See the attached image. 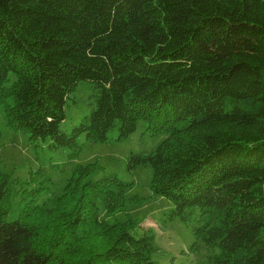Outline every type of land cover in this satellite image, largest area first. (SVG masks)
Masks as SVG:
<instances>
[{
    "label": "trees",
    "instance_id": "16d2710c",
    "mask_svg": "<svg viewBox=\"0 0 264 264\" xmlns=\"http://www.w3.org/2000/svg\"><path fill=\"white\" fill-rule=\"evenodd\" d=\"M82 79L94 105L63 131ZM0 104L9 129L71 158L81 134L120 141L141 119L163 137L126 168L151 167L188 250L264 264V0H0ZM97 165L61 193L0 168V264H155L154 228L128 211L142 197Z\"/></svg>",
    "mask_w": 264,
    "mask_h": 264
},
{
    "label": "rangeland",
    "instance_id": "374dc122",
    "mask_svg": "<svg viewBox=\"0 0 264 264\" xmlns=\"http://www.w3.org/2000/svg\"><path fill=\"white\" fill-rule=\"evenodd\" d=\"M94 91L92 84L86 80L77 82L71 97L66 101L65 119L60 123L61 130H69L80 121L83 113L90 110L94 105ZM3 108L0 104V168L14 170L15 175L33 180L31 184L44 185L61 193L80 163L97 160L94 177L115 171L121 179L133 184L127 188L128 196L137 194L142 197L138 202L129 201L128 211L139 223L154 228L157 245L153 254L155 264H206L208 250H188L195 239L188 226L182 222L165 220L172 202L165 196L152 193L149 183L153 172L151 167L138 166L132 171L126 168L130 151L148 153L160 142L162 133L150 134L149 128H143L144 122L140 119L136 123L135 131L120 141L113 139L117 134L114 129L103 142L88 141L84 134H81L80 154L71 158L67 148H50L48 138L30 140V133L26 129H9L4 120ZM39 169L43 172L35 174ZM34 176L38 177L37 180ZM125 217L124 212L117 213L111 215L109 221H120Z\"/></svg>",
    "mask_w": 264,
    "mask_h": 264
}]
</instances>
